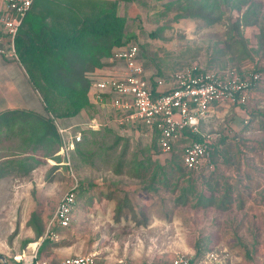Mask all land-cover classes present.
Masks as SVG:
<instances>
[{"label": "rangeland", "instance_id": "rangeland-1", "mask_svg": "<svg viewBox=\"0 0 264 264\" xmlns=\"http://www.w3.org/2000/svg\"><path fill=\"white\" fill-rule=\"evenodd\" d=\"M190 1L206 2V13L217 21L177 18L181 6L168 0L118 3L117 14L126 18L124 35L138 45L153 75L166 79L193 64L207 71L261 73L242 110L223 106L202 123L212 169L187 170L180 162L182 144L162 153L153 139L128 131L83 132L68 158L40 147L32 151L25 135L0 136V255L6 259L0 264H20L15 257L30 254L29 243L44 236L72 177V223L37 253L49 264L86 254L110 263L123 258L167 264L176 252L210 251H224L232 264H264V214L258 212L264 205V0H248L241 10L231 7L232 0L180 3ZM247 9L256 23L234 28ZM88 46L84 61L62 57L58 81L89 87L111 67V41L90 40ZM55 119L68 127L84 116Z\"/></svg>", "mask_w": 264, "mask_h": 264}, {"label": "built area", "instance_id": "built-area-1", "mask_svg": "<svg viewBox=\"0 0 264 264\" xmlns=\"http://www.w3.org/2000/svg\"><path fill=\"white\" fill-rule=\"evenodd\" d=\"M33 1L0 0V5L8 12L0 15V24L9 47L8 51L0 52L10 60H18L14 40ZM108 62L111 67L93 78L87 90V100L94 109L92 117L86 115L81 124L63 127L49 114L61 139L59 152L55 155L68 158L75 145L82 141V131L134 129L137 132L143 128L151 134L150 138L155 136L156 146L162 153H169L180 140H187L180 148L181 164L187 170L212 169L209 163L211 141L202 132V123L215 109L223 106L242 110L262 78L256 70L242 73L234 70L207 71L193 64L164 79L145 69L135 43L113 49ZM246 118L244 124L247 123ZM194 135L200 136L201 140L194 141L191 138ZM72 178L75 181L58 201L44 236L32 243L35 246L29 249L30 254L15 257L20 264H49L45 259L37 258V251L43 240L57 241V230L66 229L72 223L77 203V181ZM222 253L225 252L210 251L195 259L194 255L176 252L167 264H232ZM60 264L133 262L122 258L110 263L95 254H86L68 256Z\"/></svg>", "mask_w": 264, "mask_h": 264}, {"label": "trees", "instance_id": "trees-1", "mask_svg": "<svg viewBox=\"0 0 264 264\" xmlns=\"http://www.w3.org/2000/svg\"><path fill=\"white\" fill-rule=\"evenodd\" d=\"M76 1V2H75ZM137 0H71L65 5H46L41 15L29 17L26 21L25 14L22 25L28 24V32L24 34L20 42L21 27L14 40L15 52L23 65L28 77L37 90L44 109L54 118L64 119L79 115L82 111L90 113L93 107L87 100V85L78 80H72L70 85L58 81L56 77L60 74L58 69L64 61L62 57H77L83 61V56L90 52L89 41L105 39L111 41L113 47H119L129 43L125 37L126 18L117 14L118 3H133ZM181 6V14L177 18H199L213 23L217 18H210L206 13L211 9L204 2H186L181 5V0H168ZM173 1V2H171ZM228 2V0H225ZM248 0H232L231 7L241 10L240 7ZM253 12L247 9L242 13L239 21L233 22L234 28L239 26L248 27L256 20H251ZM31 20V21H30ZM26 32V31H25ZM34 41L37 43L35 44ZM83 55V56H82ZM105 55V53H104ZM110 57L111 52L106 53ZM140 52V60L141 58ZM144 65L143 61H141ZM99 66L98 61H94ZM57 68V69H56ZM59 78V77H58ZM80 131L79 128L75 129ZM94 133L91 130L82 131ZM25 135V140H32V151L40 147L45 153L54 150L56 152L61 146V139L56 128L49 117L41 116L31 111H6L0 114V136ZM194 141H200L198 135L191 136ZM83 140V139H82ZM187 140L182 139L178 144H184ZM156 144V143H155ZM77 143L74 150H78ZM158 148V147H157ZM57 157V156H56ZM181 162V160H180ZM20 164V163H18ZM25 166L26 163H23ZM21 166V164H20ZM22 167V166H21ZM41 229L35 231L36 238L41 236ZM48 239L43 240L37 253L47 244ZM205 253V252H204ZM204 253L197 252L195 259Z\"/></svg>", "mask_w": 264, "mask_h": 264}, {"label": "crops", "instance_id": "crops-1", "mask_svg": "<svg viewBox=\"0 0 264 264\" xmlns=\"http://www.w3.org/2000/svg\"><path fill=\"white\" fill-rule=\"evenodd\" d=\"M68 1H71V0H34L32 6L28 10V13L25 19L27 21L29 20V17L31 16L35 17L36 15H41L44 9L46 8L45 6L48 5L50 2L51 3L53 2V5L62 6V5H65ZM7 13L8 12L5 10L4 6L0 5V15L7 14ZM28 27L29 26L27 22L24 21L21 31H20L21 33L20 39H22L20 40L21 43L23 39L25 38L24 34L26 33L27 35ZM34 43L36 44L37 42L34 41ZM5 44L8 45V38H7L5 31L2 28V25L0 24V51L1 50L4 51V48L6 46ZM115 48L116 47L112 48L111 54H112L113 49ZM13 110L31 111L41 116L47 117V113L44 109V103L42 102L37 90L32 85L28 77V74L26 73L19 59L17 61L10 60L7 57H5L3 53L0 52V114L6 111H13ZM214 112H217V109H215ZM93 113H94V109L90 113H86L85 111H82L80 115L84 117L86 115L87 117H92ZM205 122L206 120L204 121V123ZM73 125H76V124H72L70 126H73ZM128 132H133L140 136L153 139L155 141L154 139L155 136L153 135L151 136L152 138H150L151 134H149L143 128L139 129V131L137 132L134 129H131ZM59 148L55 152V154L59 152ZM55 156H61V155H55ZM260 191H263V194H264V186L261 188ZM262 203L264 204V201ZM260 211L261 213L263 212L264 214V205L263 207H260V209H258V212ZM33 242L34 241H32L31 243Z\"/></svg>", "mask_w": 264, "mask_h": 264}, {"label": "water", "instance_id": "water-1", "mask_svg": "<svg viewBox=\"0 0 264 264\" xmlns=\"http://www.w3.org/2000/svg\"><path fill=\"white\" fill-rule=\"evenodd\" d=\"M0 260H1L3 263L6 262V259H5L3 256H1V255H0Z\"/></svg>", "mask_w": 264, "mask_h": 264}, {"label": "bare ground", "instance_id": "bare-ground-1", "mask_svg": "<svg viewBox=\"0 0 264 264\" xmlns=\"http://www.w3.org/2000/svg\"><path fill=\"white\" fill-rule=\"evenodd\" d=\"M34 246H35V245L31 243V244L29 245V247H28V248L30 249V248H33ZM26 259L28 260V259H29V257H26Z\"/></svg>", "mask_w": 264, "mask_h": 264}]
</instances>
